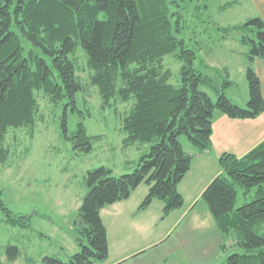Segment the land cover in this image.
Here are the masks:
<instances>
[{
    "label": "trees",
    "instance_id": "1",
    "mask_svg": "<svg viewBox=\"0 0 264 264\" xmlns=\"http://www.w3.org/2000/svg\"><path fill=\"white\" fill-rule=\"evenodd\" d=\"M168 5L166 0H0V162L6 161L8 149L2 144L10 130L33 133L37 92L54 106L65 99L75 107L76 95H86L89 87L96 88L104 106L131 103L121 119L123 144L140 151L130 173L115 177L105 167L87 172L78 212L80 249L67 262L47 255L42 264L103 262L108 248L100 210L128 199L142 183L147 193L140 208L160 200L165 214L180 209L183 197L177 186L192 163L180 137L202 153L212 147L216 111L238 120L255 119L264 111L251 66L254 59H264V21L249 18L237 28L248 61L249 99L241 108L226 96L233 85L227 72L220 83L193 67L196 53L172 35ZM177 50L183 64L174 86L164 58ZM80 54L87 81L78 75ZM64 137L77 139L76 146H85V152L98 139L87 134L82 122L72 136ZM218 166L220 173L202 191L201 200L221 236V247L231 240L241 250L229 254L225 264H264V141L240 158L221 154ZM238 190L252 197L235 208ZM0 211L8 224H23L22 217L12 216L1 193ZM6 253L12 262L19 256L14 246Z\"/></svg>",
    "mask_w": 264,
    "mask_h": 264
},
{
    "label": "rangeland",
    "instance_id": "2",
    "mask_svg": "<svg viewBox=\"0 0 264 264\" xmlns=\"http://www.w3.org/2000/svg\"><path fill=\"white\" fill-rule=\"evenodd\" d=\"M166 1L172 35L196 53L193 67L218 78L220 83L227 72L233 85L225 91L226 96L245 108L249 99L245 78L247 49L240 43L243 33L237 28L246 22L249 6L241 0ZM177 54L178 50L164 58L171 71L170 84L174 86L179 85L183 64ZM78 63V75L87 81L81 54ZM210 95L214 101L215 96ZM36 97L39 114L33 133L10 130L2 144L8 153L6 161L0 162L1 197L12 216L22 217L24 222L10 225L0 211V264H42V257L47 255L67 262L80 249L78 212L87 190V172L105 167L117 177L132 172L140 156L137 146L123 144L121 119L131 103L104 106L93 87L88 88L86 95H76L75 107L65 99L54 106L42 92H37ZM64 121L66 133L62 129ZM78 122L84 124L88 135L98 137L89 152L83 150L85 146H76L77 139L64 137L76 132ZM179 141L183 150L193 156L190 172L178 185L188 203L202 173L208 171L205 169L209 167V157L206 162L198 160L200 153L187 139L181 136ZM146 193L147 187L142 183L128 199L100 210L108 248V257L100 264H225L229 254L241 252L231 247V240L221 247L223 242L213 220L201 223L205 216L203 207L208 210L203 200L190 215L177 221L176 212L179 210L180 215L187 206L165 214L163 203L153 200L140 208ZM251 197L252 193L244 197L238 190L235 208ZM8 246L19 251L13 262L6 253Z\"/></svg>",
    "mask_w": 264,
    "mask_h": 264
},
{
    "label": "crops",
    "instance_id": "3",
    "mask_svg": "<svg viewBox=\"0 0 264 264\" xmlns=\"http://www.w3.org/2000/svg\"><path fill=\"white\" fill-rule=\"evenodd\" d=\"M235 1H239V0H234V2ZM241 1H244L251 10L246 20L249 18L258 17L264 21V0H241ZM251 66L253 67L255 74L259 79L261 95L264 101V59H254L251 63ZM211 140H212V147L209 150L198 154L197 156L198 160L204 162H206L205 158L207 156L209 157V159H207L209 162V167L205 169L208 171H204L202 173L200 177L201 182L199 181L198 185L195 187L194 193L193 195L190 196L189 202L186 203L183 199L182 207L184 208V205L187 207L184 209V211L180 213V215H178L179 210L176 212L177 221L181 220L180 219L181 217L185 218L188 215H190L191 212L194 211L195 207L198 204L199 205L201 204L200 200H201L202 191L220 173V169L218 166V158L220 157L221 154L230 153L240 158L244 156L246 153H248L250 150H252L254 147H256L259 143L264 141V111L255 119H251V120L230 119L224 115H219L214 113V117L212 121ZM192 160H193V156H192ZM183 208L181 210H183ZM204 208L205 207H203L205 216L204 219L201 220V223L204 224L211 223L212 218L208 210L206 211V209ZM197 219L198 216L195 213L194 220Z\"/></svg>",
    "mask_w": 264,
    "mask_h": 264
}]
</instances>
